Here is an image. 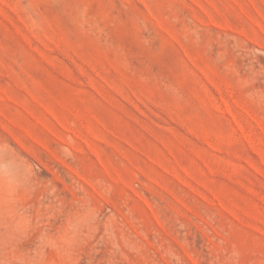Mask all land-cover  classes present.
<instances>
[{
    "label": "rangeland",
    "instance_id": "obj_1",
    "mask_svg": "<svg viewBox=\"0 0 264 264\" xmlns=\"http://www.w3.org/2000/svg\"><path fill=\"white\" fill-rule=\"evenodd\" d=\"M0 264H264V0H0Z\"/></svg>",
    "mask_w": 264,
    "mask_h": 264
}]
</instances>
